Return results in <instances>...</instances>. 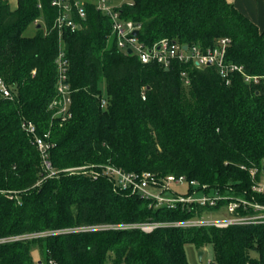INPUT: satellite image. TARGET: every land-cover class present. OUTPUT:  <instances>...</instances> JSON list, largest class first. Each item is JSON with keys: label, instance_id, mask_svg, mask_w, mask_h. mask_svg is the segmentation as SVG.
Here are the masks:
<instances>
[{"label": "trees", "instance_id": "16d2710c", "mask_svg": "<svg viewBox=\"0 0 264 264\" xmlns=\"http://www.w3.org/2000/svg\"><path fill=\"white\" fill-rule=\"evenodd\" d=\"M119 10L142 23L138 38L148 45L167 37L208 46L228 37L226 59L264 76V29L228 0H126ZM85 11L80 27L64 32L71 117L61 124L49 108L56 96V10L50 0H16L14 7L0 0V76L14 94L0 97V238L58 231L0 243V264H34L32 248L44 264H189L186 242L211 245L215 264H264V223L164 224L200 217L227 199L213 207L156 205L102 174L112 165L159 181L184 176L196 184L181 194L264 202V193L252 190L264 175V78L248 84L235 73L226 85L213 66L142 63L117 47L106 15L89 2ZM31 24L34 32L26 33ZM22 116L39 135L49 131L55 174L47 175L20 127ZM145 223L161 225L112 227Z\"/></svg>", "mask_w": 264, "mask_h": 264}, {"label": "built area", "instance_id": "2783aa9c", "mask_svg": "<svg viewBox=\"0 0 264 264\" xmlns=\"http://www.w3.org/2000/svg\"><path fill=\"white\" fill-rule=\"evenodd\" d=\"M124 1L126 0H50V5L56 10L52 29L57 33L58 50L54 59L56 66V96L49 103V108L53 109L52 117L56 118L59 123L62 124L71 117V87L68 77L69 60L64 50V32L66 30L74 31L76 28L80 27L78 20L85 18V4L87 2L91 3L96 10L110 19L111 34L116 39L117 47L124 52H127V49H131V54H135L142 63L146 64L154 62L165 68H168L173 62L183 64L190 63L194 64L196 67L213 66L226 85L230 83L231 76L235 73L240 74L243 81L248 84H257L264 78L262 75H251L245 71L243 65L226 59V52L230 44V39L228 37H219L213 42V44L208 46H201L196 43H181L167 37H163L150 45L145 44L138 38L142 23L121 16L119 7ZM36 22H38V20H35V23ZM134 30L138 31L137 35L132 34ZM180 75L183 82L188 84L190 78L187 70L183 69ZM0 97L9 100L14 99L11 87L5 83L1 76ZM142 98H145L144 92H142ZM105 104L106 99L101 97L100 107H104ZM20 127L28 135L31 143L37 148L47 175L51 176L55 174L56 171L53 169L49 160V150L53 145V142L49 139V131L43 135H39L37 133L36 125L23 116L20 118ZM102 167V174L108 176L116 187L130 190L133 193H139L146 198H152L155 200L156 205L165 204L168 207H174L176 203H183V205H185L190 202H195L200 206L208 205L213 207L217 205V202L220 199L228 200L224 206L220 207L225 209L227 214L225 217L216 216L215 218H205V215L202 214L200 217H193L185 221L169 223L170 225H213L216 227H226L231 224L264 223V202L248 200L244 197L223 196L220 194H215L213 196L205 194L197 195L196 192L188 195L181 193L175 194L174 192L168 194L167 191L170 190L169 186L171 183L181 184L185 182L188 185H195L196 182L193 180L187 182L184 176L174 175H167L159 181L150 172L137 174L124 171L112 165ZM241 167L244 168V166ZM83 168L84 166H80L65 170L76 171ZM255 172V168L250 169L252 178L255 176ZM92 173L94 178L100 174V172ZM252 190L257 193H264L263 174L261 179L253 184ZM240 208L245 211V214L239 213ZM249 211L252 213H249ZM139 225L140 224L112 227H139ZM141 225H149L152 227L151 229H153L154 227L161 225V223H145ZM56 232L58 231L6 236L0 238V243ZM38 261L36 264H39ZM40 261L42 262L41 259ZM47 264L56 263L49 259L47 260Z\"/></svg>", "mask_w": 264, "mask_h": 264}, {"label": "rangeland", "instance_id": "374dc122", "mask_svg": "<svg viewBox=\"0 0 264 264\" xmlns=\"http://www.w3.org/2000/svg\"><path fill=\"white\" fill-rule=\"evenodd\" d=\"M7 1L9 2L11 7H14L16 0H7ZM40 22H42V21H40ZM25 32L32 34L34 32V25L31 24L26 29ZM100 88L103 92L105 89L103 82L101 83ZM169 188L171 189V191H176L177 193H183L187 189V184L185 182H183L181 184L171 183ZM203 215H205V218H207V217H210V218L214 217L215 218L216 216L217 217L227 216L226 211L223 208H220V209H217L214 211H209L208 213H204ZM170 223H172V222H170ZM164 224L167 225L169 223H164ZM104 226L108 227L110 225H104ZM99 227H102V226H99ZM139 228L143 231H151L152 230L151 229L152 227L149 225H141L140 224ZM184 248H185L186 258H187L189 264H215L213 262V249H212L211 245H206V246L199 249L194 243L186 242L184 245ZM31 256H32V260H33L34 264L38 260H40V255H39V252L36 248L31 249Z\"/></svg>", "mask_w": 264, "mask_h": 264}, {"label": "crops", "instance_id": "0c3cea01", "mask_svg": "<svg viewBox=\"0 0 264 264\" xmlns=\"http://www.w3.org/2000/svg\"><path fill=\"white\" fill-rule=\"evenodd\" d=\"M259 29H264V0H228Z\"/></svg>", "mask_w": 264, "mask_h": 264}, {"label": "water", "instance_id": "95a60500", "mask_svg": "<svg viewBox=\"0 0 264 264\" xmlns=\"http://www.w3.org/2000/svg\"><path fill=\"white\" fill-rule=\"evenodd\" d=\"M132 34H133V35H137V34H138V31H137V30H134ZM184 47H186V46H184ZM127 53L130 54V53H131V49H127ZM166 69H167V68H166ZM263 170H264V167H263ZM38 263H39V264H42V262H41L40 260L38 261Z\"/></svg>", "mask_w": 264, "mask_h": 264}]
</instances>
